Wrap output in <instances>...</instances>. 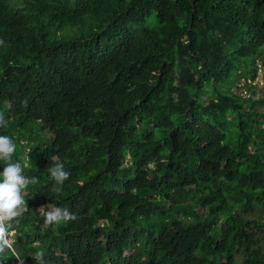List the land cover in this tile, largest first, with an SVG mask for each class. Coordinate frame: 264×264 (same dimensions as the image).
<instances>
[{
    "label": "trees",
    "instance_id": "1",
    "mask_svg": "<svg viewBox=\"0 0 264 264\" xmlns=\"http://www.w3.org/2000/svg\"><path fill=\"white\" fill-rule=\"evenodd\" d=\"M0 39V135L39 178L13 224L24 264H264L247 218L264 211V89L234 92L264 73V0H0ZM49 204L77 219L45 225Z\"/></svg>",
    "mask_w": 264,
    "mask_h": 264
},
{
    "label": "clouds",
    "instance_id": "2",
    "mask_svg": "<svg viewBox=\"0 0 264 264\" xmlns=\"http://www.w3.org/2000/svg\"><path fill=\"white\" fill-rule=\"evenodd\" d=\"M0 45H4V40L0 39ZM28 102V99L24 98L21 101V106L27 107ZM4 125V114L0 112V127ZM31 150V148H25L26 158L31 154ZM16 151L17 144L13 138L0 135V161L6 164L3 172L0 173V256H6L10 251L12 257L20 264H24L25 258L13 247L12 237L15 235L13 224H18L19 218L29 211L25 199V190L29 185L37 184L39 178L24 174V169L28 167V164L13 159ZM48 171L55 182L52 191L57 194L61 193L65 182L71 177V172L65 169L63 163L54 164ZM39 211L44 217L45 225H57L61 222H71L77 219V215L67 207H57L49 204L46 207H41ZM34 258L36 264H46L43 249L35 252Z\"/></svg>",
    "mask_w": 264,
    "mask_h": 264
},
{
    "label": "built area",
    "instance_id": "3",
    "mask_svg": "<svg viewBox=\"0 0 264 264\" xmlns=\"http://www.w3.org/2000/svg\"><path fill=\"white\" fill-rule=\"evenodd\" d=\"M246 85H249L251 87H263L264 88V77L262 75V67L260 63L256 64V75L254 77H248V78H244L240 81V83H238L239 86V93L240 95L248 98L251 95V93L247 90V88L245 87ZM237 94V92H235ZM239 95V96H240ZM241 96V97H242Z\"/></svg>",
    "mask_w": 264,
    "mask_h": 264
},
{
    "label": "rangeland",
    "instance_id": "4",
    "mask_svg": "<svg viewBox=\"0 0 264 264\" xmlns=\"http://www.w3.org/2000/svg\"><path fill=\"white\" fill-rule=\"evenodd\" d=\"M145 23L148 25V26H154L155 23L150 20V19H146ZM45 136V138L48 137V134H43ZM36 136V134H33L32 135V138H34ZM26 157V156H25ZM247 218L248 219H255V220H260L262 224H264V211L263 210H260L259 208L256 210V212L252 215H247ZM260 247H261V250L262 252H264V234H261L260 236Z\"/></svg>",
    "mask_w": 264,
    "mask_h": 264
},
{
    "label": "crops",
    "instance_id": "5",
    "mask_svg": "<svg viewBox=\"0 0 264 264\" xmlns=\"http://www.w3.org/2000/svg\"><path fill=\"white\" fill-rule=\"evenodd\" d=\"M257 63H260L261 64V67H262V63L260 62V61H257L256 62V64ZM262 75H263V77H264V73H263V67H262ZM249 77V74H241L240 73V76H239V79L237 80V85H236V87H235V89H234V92H237V94L238 95H240V93H239V86H238V83H240V81L242 80V79H246V78H248ZM246 87V86H245ZM256 89H255V93H256V95H261V92H262V90L264 89L263 87H255ZM248 90V89H247ZM242 95H240V97H241ZM243 98H246V97H244V96H242Z\"/></svg>",
    "mask_w": 264,
    "mask_h": 264
}]
</instances>
